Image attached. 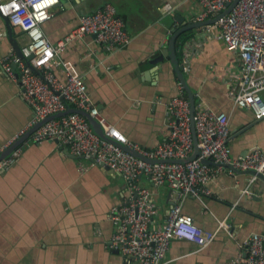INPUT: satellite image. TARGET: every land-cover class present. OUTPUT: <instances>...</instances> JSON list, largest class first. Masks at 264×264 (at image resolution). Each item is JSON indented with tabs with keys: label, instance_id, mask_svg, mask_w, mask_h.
<instances>
[{
	"label": "crops",
	"instance_id": "obj_1",
	"mask_svg": "<svg viewBox=\"0 0 264 264\" xmlns=\"http://www.w3.org/2000/svg\"><path fill=\"white\" fill-rule=\"evenodd\" d=\"M107 3L126 22L131 37L127 46L107 47L87 35L71 42L56 63L72 62L101 114L131 141L153 149L170 134L167 104L181 91L172 60L167 57L158 65L151 61L168 46L172 29L179 25L176 17L196 23L201 8L197 0H61L43 25L44 33L57 44L80 26L83 14ZM167 4L173 6L174 15L161 11ZM10 27L0 16V151L17 134L25 135L34 117L21 87L2 66L8 54L17 53L14 41L20 47L27 41L23 29L12 27L11 33ZM218 34L207 25L188 32L181 37L177 56L179 51L182 64L189 53L191 70L185 74L198 106L230 114L229 144L234 156H245L254 147L264 148V118L235 107L230 99L231 88L239 83V59ZM55 67L64 80L63 68ZM32 136L19 146L23 153L18 161L0 173V264H139L109 247L115 231L109 212L128 197L126 180L57 141L36 144ZM141 183L154 192L160 208L154 225L159 226L178 194L168 185L156 186L149 177H142ZM209 187L207 209L190 196L184 211L205 230L216 231L225 221L231 234L220 230L203 249L174 240L167 264H232L244 240L255 232L264 233L263 180L252 182V174L226 169Z\"/></svg>",
	"mask_w": 264,
	"mask_h": 264
},
{
	"label": "built area",
	"instance_id": "obj_2",
	"mask_svg": "<svg viewBox=\"0 0 264 264\" xmlns=\"http://www.w3.org/2000/svg\"><path fill=\"white\" fill-rule=\"evenodd\" d=\"M197 1L201 10L196 21L204 22L226 10L233 0ZM60 2L0 0V16L8 20L13 28L23 29L27 36L21 47L22 57L11 52L2 60V66L8 76L19 84L25 100L33 109L30 127L50 116L76 108L88 111L102 125L106 137L116 141L111 142L97 135L87 118L79 113L51 119L32 136L36 144L57 141L74 155L111 170L126 180L128 197L109 212V219L115 228L109 242L110 249L119 251L126 258L137 259L139 264H167V254L174 240H187L203 249L215 240L220 230L231 234L230 225L225 221L219 222L216 231L199 227L195 218L184 211V202L192 196L207 209L205 198L212 195L209 183L226 169L231 173L235 170H254L264 175V148L254 147L245 156L235 157L229 144L230 114L197 106L195 122L199 157L187 163L167 161L188 158L195 151L191 105L181 83V92L167 104L166 114L171 130L168 138L153 149L131 141L101 114L76 66L64 60L56 63L71 42L87 35L96 36V41L107 47L127 46L131 37L124 18L113 4L107 3L92 13L83 14L80 26L53 44L45 35L43 25L52 18V11ZM161 9L164 14L174 15L170 4ZM207 28L217 29L218 37L239 59V83L229 92L234 106L252 110L257 119H263L264 0H239L229 14L207 25ZM190 62L187 53L182 63L185 73L191 70ZM55 66L63 68L64 80L54 71ZM20 136L22 134H17L10 140L0 155ZM122 145L157 162H147L126 151ZM22 153L23 149L18 147L0 161V173L14 165ZM206 158L215 165L205 164L203 160ZM81 167L87 168L86 165ZM257 174L252 175V182L259 179ZM142 177H149L159 187L168 185L178 194L165 222L159 226L154 225V220L160 208L154 192L141 183ZM240 248L242 252L232 264H264V233H253Z\"/></svg>",
	"mask_w": 264,
	"mask_h": 264
},
{
	"label": "water",
	"instance_id": "obj_3",
	"mask_svg": "<svg viewBox=\"0 0 264 264\" xmlns=\"http://www.w3.org/2000/svg\"><path fill=\"white\" fill-rule=\"evenodd\" d=\"M238 2H239V0H233L232 2L228 3L226 10H224L222 13H220L216 17H213L212 19H209V20L204 21V22H196V23L188 24L187 21L182 16H177L176 20L179 22V25H177L176 27H174L172 29V35L169 39L168 46L163 50L162 54H160L157 58H155L154 60L151 61L152 65L153 64L158 65L160 63H163L167 57H169L172 60V63L174 65V70L178 76L179 82L182 84L184 91L186 92L187 97H188L189 102H190V105H191L192 131H193V136H194L195 151L188 158L178 159V160H167V161L187 163V162L199 157V155H200V150L198 148L197 132H196V122H195V114H196L198 102H197V98H196V93L194 92V90L192 89V87L188 83L186 74L184 72L183 64H181V61H180V59H178V56H177L178 40H180L182 36H184L185 34H187L188 32H190L196 28H199V27L204 26V25L215 23L221 17L229 14ZM59 5H61V2ZM9 25H10V23H9ZM10 30L12 33V30H13L12 26L10 27ZM94 37H96V36H94ZM13 46H14L17 54L22 57L23 54L21 52V47L18 45V43L16 41H14ZM32 69L34 71H36V68L33 66H32ZM68 113H79V114L83 115L84 117L87 118V120L91 124L94 132L97 135H99L103 139H107L111 142L116 143V141H114L113 139L106 137L102 125L98 122L97 119H95L93 116H91V114L88 111L76 109V108H71L67 112L58 113L56 115L50 116V117L38 122L25 135H23L13 146H11L9 149H7L5 152H3L0 155V161L5 159L6 157H8L16 148H18L19 146H22L24 143H26V141L30 139L32 134H34V132L36 130H38L45 122H47L51 119H54V118L61 117V116L66 115ZM122 147L126 151L131 152L135 156H137V157H139V158H141L147 162H150V163L157 162L156 160H150L146 157H143L138 152H135L134 150L126 147L125 145H122ZM158 161H161V160H158ZM162 161H165V160H162ZM203 162L205 164H208V165H215V163L208 158L204 159ZM228 167L231 168L230 166H228ZM235 171L238 173H248V174H252V175L257 174V172H255L254 170H248V171L235 170ZM257 175H258L259 179L264 181V175L263 174H257Z\"/></svg>",
	"mask_w": 264,
	"mask_h": 264
},
{
	"label": "trees",
	"instance_id": "obj_4",
	"mask_svg": "<svg viewBox=\"0 0 264 264\" xmlns=\"http://www.w3.org/2000/svg\"><path fill=\"white\" fill-rule=\"evenodd\" d=\"M182 45H183V40L182 39L178 40L177 50H179L182 47ZM178 59H180V61H182V56L179 55V51H178Z\"/></svg>",
	"mask_w": 264,
	"mask_h": 264
},
{
	"label": "bare ground",
	"instance_id": "obj_5",
	"mask_svg": "<svg viewBox=\"0 0 264 264\" xmlns=\"http://www.w3.org/2000/svg\"><path fill=\"white\" fill-rule=\"evenodd\" d=\"M238 135V134H237ZM236 156V155H235Z\"/></svg>",
	"mask_w": 264,
	"mask_h": 264
},
{
	"label": "rangeland",
	"instance_id": "obj_6",
	"mask_svg": "<svg viewBox=\"0 0 264 264\" xmlns=\"http://www.w3.org/2000/svg\"><path fill=\"white\" fill-rule=\"evenodd\" d=\"M198 22V21H197ZM209 25V24H208Z\"/></svg>",
	"mask_w": 264,
	"mask_h": 264
}]
</instances>
